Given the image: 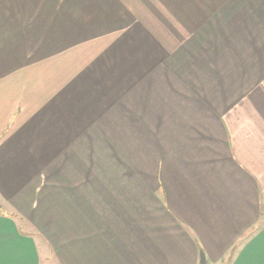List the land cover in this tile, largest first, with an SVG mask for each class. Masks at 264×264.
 Segmentation results:
<instances>
[{
    "label": "crops",
    "instance_id": "0c3cea01",
    "mask_svg": "<svg viewBox=\"0 0 264 264\" xmlns=\"http://www.w3.org/2000/svg\"><path fill=\"white\" fill-rule=\"evenodd\" d=\"M264 264V0H0V264Z\"/></svg>",
    "mask_w": 264,
    "mask_h": 264
},
{
    "label": "water",
    "instance_id": "95a60500",
    "mask_svg": "<svg viewBox=\"0 0 264 264\" xmlns=\"http://www.w3.org/2000/svg\"><path fill=\"white\" fill-rule=\"evenodd\" d=\"M199 255H200L199 264H208L206 255H205L203 250H200ZM229 263H230V259H228L226 262H224L222 264H229Z\"/></svg>",
    "mask_w": 264,
    "mask_h": 264
}]
</instances>
